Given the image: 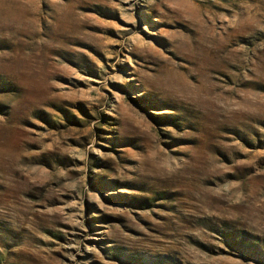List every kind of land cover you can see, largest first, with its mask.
Segmentation results:
<instances>
[{
	"label": "rangeland",
	"instance_id": "1",
	"mask_svg": "<svg viewBox=\"0 0 264 264\" xmlns=\"http://www.w3.org/2000/svg\"><path fill=\"white\" fill-rule=\"evenodd\" d=\"M0 264H264V0H0Z\"/></svg>",
	"mask_w": 264,
	"mask_h": 264
}]
</instances>
